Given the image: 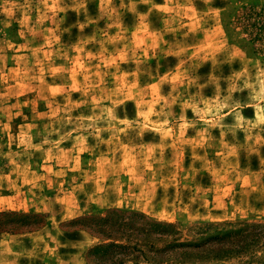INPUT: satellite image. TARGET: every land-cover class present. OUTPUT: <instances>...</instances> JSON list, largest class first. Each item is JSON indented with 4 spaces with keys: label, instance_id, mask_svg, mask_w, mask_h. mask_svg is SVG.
I'll list each match as a JSON object with an SVG mask.
<instances>
[{
    "label": "rangeland",
    "instance_id": "rangeland-1",
    "mask_svg": "<svg viewBox=\"0 0 264 264\" xmlns=\"http://www.w3.org/2000/svg\"><path fill=\"white\" fill-rule=\"evenodd\" d=\"M1 107L0 151L10 156H0V195L23 189L41 206L60 192L25 180L14 189L9 168L23 176L39 160L31 137L58 151L69 137H90L76 148L93 155L124 148L123 137L129 162L166 176L168 196L179 186L183 200L176 214L123 211L184 234L195 224L264 223V149L238 146L264 137V0H0ZM15 137L29 138L17 148ZM25 208L0 211V264L15 247L26 253L20 235L50 225V214ZM78 218L59 228L79 229Z\"/></svg>",
    "mask_w": 264,
    "mask_h": 264
},
{
    "label": "crops",
    "instance_id": "crops-1",
    "mask_svg": "<svg viewBox=\"0 0 264 264\" xmlns=\"http://www.w3.org/2000/svg\"><path fill=\"white\" fill-rule=\"evenodd\" d=\"M2 110L3 107L0 108V111ZM3 117L4 114H0V118ZM4 123L2 120L0 125ZM25 138L29 137H15L14 144L17 148H21L22 141ZM213 138L215 137L207 138L204 145L209 146L210 139L214 140ZM79 139H82L79 143L82 145H89L92 142L90 137H69V144L64 145L62 150L58 151L53 147L38 149L34 137H31L32 148H35V151L40 150L39 153H36V158L39 160L34 164L31 163L23 176L17 170H12L14 166L9 168V174L13 175V181L15 182L14 189H18L20 183L24 180V184L34 183L33 188L39 182L46 183L48 190L58 191L57 184L61 187L60 192L55 194L52 201L51 198L46 199L45 202H40L41 206L32 204L30 197L23 198L22 193H20L23 189L14 192V196L0 195V211L20 210L26 202L25 211L37 207L36 211L50 214V225L41 230L20 235L22 242L24 238L26 253L15 247L9 264H89L87 252L95 246L98 238L82 228L72 231L62 230L59 228L60 223L86 215H102L106 210L113 208H130L152 213L156 211L155 209L163 212L166 207L168 213L176 214L179 210L178 206L180 207L183 203V200L177 197L176 194L180 189L179 186L174 190L173 195L168 196V193H171V189H168L171 187L168 186H171V184H166V176H163L161 180H158V178L153 180L154 177L150 175L153 168L148 167L150 169L146 171L139 164L133 166L129 162L131 152L127 151L128 142L123 137H118V139L123 141L122 147L124 148L98 151L94 155V152H90L88 148L86 150L76 148L78 145L76 140ZM260 139L262 142L258 146L256 144L258 137H242L238 145L240 147L239 151L245 152L246 149L243 148V145H245L249 146L250 149L256 148L254 151L258 153L263 152L264 137H260ZM150 142L151 140H148L147 144H150ZM160 144H165L164 140ZM229 144H231L230 147L234 145L230 140ZM172 145L175 146V143ZM206 147L205 150L210 152ZM177 151L178 146L171 153L175 155ZM12 152L19 155L22 150H12ZM0 154H2L0 156H10L8 152L3 155V152L0 151ZM34 156L35 153L31 155V157ZM89 156L92 160H87ZM258 159V155L252 156L250 159L251 165H254L253 163H256ZM17 168L20 169L19 166ZM247 172L254 174L255 171L247 170ZM2 183H4V177L0 175V189L3 188ZM172 197H174V200H172ZM212 202V209L218 210L217 206L221 202L219 192L218 195H213ZM215 202H217V205H214ZM49 228L52 230L50 233ZM39 241L42 244L44 242V245L39 246ZM35 242H37V245ZM39 247L43 249L42 253L39 252ZM2 253L0 252V255Z\"/></svg>",
    "mask_w": 264,
    "mask_h": 264
},
{
    "label": "trees",
    "instance_id": "trees-1",
    "mask_svg": "<svg viewBox=\"0 0 264 264\" xmlns=\"http://www.w3.org/2000/svg\"><path fill=\"white\" fill-rule=\"evenodd\" d=\"M74 221L102 240L88 250L89 264H264V223L195 224L184 234L174 224L119 208Z\"/></svg>",
    "mask_w": 264,
    "mask_h": 264
}]
</instances>
